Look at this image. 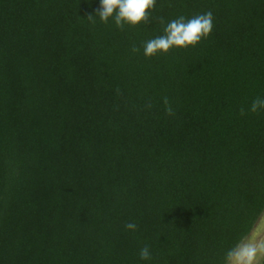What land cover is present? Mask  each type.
<instances>
[{
  "label": "trees",
  "instance_id": "16d2710c",
  "mask_svg": "<svg viewBox=\"0 0 264 264\" xmlns=\"http://www.w3.org/2000/svg\"><path fill=\"white\" fill-rule=\"evenodd\" d=\"M99 7L0 0V264H222L264 213V0H157L124 29ZM208 11L209 38L145 58Z\"/></svg>",
  "mask_w": 264,
  "mask_h": 264
},
{
  "label": "clouds",
  "instance_id": "9594fccd",
  "mask_svg": "<svg viewBox=\"0 0 264 264\" xmlns=\"http://www.w3.org/2000/svg\"><path fill=\"white\" fill-rule=\"evenodd\" d=\"M99 10L89 17H99L101 23L114 24L118 29L125 26L137 27L147 23L155 11L157 0H99ZM214 17L211 11L200 13L186 18L181 15L168 21L163 29V34L147 40L143 45L145 58H153L158 55H167L171 50H184L198 46L211 35L214 28ZM161 23H164L161 20ZM139 51L136 47L132 52ZM252 113L264 112V96H257L251 103ZM126 228L135 231L137 225L128 223ZM264 232V224L256 228L255 236ZM255 238V237H254ZM264 256V241L237 244L228 250L222 264H257L258 258ZM152 254L146 245L139 251L141 261L149 262Z\"/></svg>",
  "mask_w": 264,
  "mask_h": 264
},
{
  "label": "rangeland",
  "instance_id": "374dc122",
  "mask_svg": "<svg viewBox=\"0 0 264 264\" xmlns=\"http://www.w3.org/2000/svg\"><path fill=\"white\" fill-rule=\"evenodd\" d=\"M261 224H264V213L262 214L260 219L257 221V223H256L253 231L251 232V234L245 238V240L243 241V244L264 241V232H262L261 235H259V236H255L256 228ZM263 261H264V256H261L258 258L257 264H262Z\"/></svg>",
  "mask_w": 264,
  "mask_h": 264
}]
</instances>
